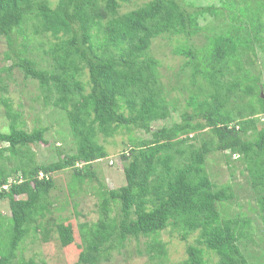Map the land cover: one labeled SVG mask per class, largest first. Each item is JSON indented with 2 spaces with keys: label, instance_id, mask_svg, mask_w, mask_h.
I'll return each instance as SVG.
<instances>
[{
  "label": "trees",
  "instance_id": "1",
  "mask_svg": "<svg viewBox=\"0 0 264 264\" xmlns=\"http://www.w3.org/2000/svg\"><path fill=\"white\" fill-rule=\"evenodd\" d=\"M219 1L195 7L184 0H148L121 12L131 0H0L3 55L11 61L4 70L17 69L36 81L44 104L63 113L76 147L55 163L37 164L31 148L47 144L45 129L25 131L19 115L0 99L10 120L8 132H0V144H6L0 148V200H7L10 212L8 225L0 227L5 241H0V264H37L17 261L16 253L29 225L51 212L52 174L71 170L72 179L99 183L91 167L108 155L98 138L112 139L122 128L150 138H127L128 149L120 155L122 185L98 184L104 218L81 229L82 251L73 264H98L128 238L147 239L150 261L165 264V244L157 235L168 227L182 242L198 234L196 245L186 246V259L176 264H207L204 249L217 256L216 264H250L239 247L251 239L249 220L224 219L220 206L232 199V189L211 182L205 158L214 152L241 157L264 212V99L257 78L245 69L251 62H244L254 42L264 49V0ZM203 16L225 24L202 29ZM200 34L205 49L193 45ZM42 35L53 40L46 52L50 69L30 59ZM165 36L180 40L174 53L187 59L180 73L188 69L189 93L179 123L151 131L152 122L176 109L165 99L158 61L150 55L151 42ZM240 100L245 104L238 106ZM250 132L252 141L246 138ZM109 203L117 205L116 218L108 217ZM57 231L62 248L73 243L70 225Z\"/></svg>",
  "mask_w": 264,
  "mask_h": 264
},
{
  "label": "rangeland",
  "instance_id": "2",
  "mask_svg": "<svg viewBox=\"0 0 264 264\" xmlns=\"http://www.w3.org/2000/svg\"><path fill=\"white\" fill-rule=\"evenodd\" d=\"M147 1L131 0L130 4L121 7V12L136 9ZM184 1L187 5L192 4L195 7L217 6L220 3L219 0ZM198 24L202 29H205L207 27L218 28L225 23L223 20L219 21L209 16H203L199 19ZM192 40L196 49H205L207 46L203 34L197 35ZM178 41L180 40L177 37L165 36L151 42L150 55L158 61L157 74L160 79L159 83L164 89L165 99L176 108H170L166 119L152 122L151 131L171 128L178 124L180 115L185 110V100L189 93V78L188 69H184L185 71L180 73V68L187 59L174 53ZM51 43L53 40L50 37L42 35L32 45L36 50L30 55V59L40 68L50 69L51 59L46 52ZM261 46L264 48V45ZM6 50L7 46L4 39L0 38V99L7 102L6 105L10 106L13 115L15 113L19 115L18 123L25 131L31 132L38 128L45 129L44 140L47 144L39 143L31 148L35 162L44 166L57 162L62 155L74 154L75 143L63 113L58 112L51 104H44L43 95L40 93L36 81L25 79L17 69L10 72L4 70L11 65V61L5 62L4 60L3 54ZM246 57L244 62H251V66L247 65L248 67L245 69L248 70L251 78H257L258 84L261 86L259 94L264 99V49L259 47V43L254 42L253 53L249 52ZM82 80L84 83L87 82V75H84ZM254 100L256 99L249 101L256 102ZM245 102L246 100H240L236 104L242 106ZM121 106L124 105L121 104ZM6 111L7 107L0 104L1 133L8 132L10 126ZM123 112L125 115L127 114L126 109ZM192 122L204 123L201 119H195ZM206 130L202 133L208 132ZM118 132L112 139L103 140L100 136L98 138L99 144L103 146L108 155L106 159L93 163L91 167L99 183L94 180H87V182L80 181L82 184L80 185L79 178L77 180L72 179L71 170L52 174L51 179L54 186L48 193V197L53 203L51 212L45 214L43 218L36 217L35 221L29 225L30 230L16 253L17 261L33 260L37 264H73L77 261L83 246V227L86 225V229H89L88 227L104 218V212L101 210L102 197L99 195L98 184H101L105 189H115L122 185L120 155L128 149L127 138L131 134L136 141L150 138V134L142 131L126 132L122 128ZM195 135L198 138L197 134H192L190 137H195ZM206 137L208 138L205 135L203 139ZM196 138L195 145L197 146L199 141H196ZM246 138L252 141L254 132L248 133ZM5 147L6 144H0L1 149ZM205 170L211 182L217 187L224 185L231 187L233 197L220 206V212L224 219L238 220L243 217L249 220L248 234L251 239L240 241L239 247L250 264H264V212L260 209L257 194L251 188V180L245 162L238 155L231 156L229 152H214L205 158ZM109 207L111 209L108 215L109 219L116 218L118 215L117 205L109 203ZM9 216L7 200H0V227L3 223L8 225ZM59 225L72 227L74 241L66 248L60 246L57 231ZM0 231L3 230L0 229ZM178 234V231L168 227L157 235V239L165 244V264H176L185 260L187 257L186 246L188 244L196 245L198 234L190 235L187 242L180 241ZM0 241L2 245L5 243L1 235ZM147 241L145 238H141L139 241L128 238L106 257L103 256L98 264H156V262L150 261L146 253ZM203 251L204 260L207 264L217 263V256L207 253L205 249Z\"/></svg>",
  "mask_w": 264,
  "mask_h": 264
},
{
  "label": "built area",
  "instance_id": "3",
  "mask_svg": "<svg viewBox=\"0 0 264 264\" xmlns=\"http://www.w3.org/2000/svg\"><path fill=\"white\" fill-rule=\"evenodd\" d=\"M5 188V187H4Z\"/></svg>",
  "mask_w": 264,
  "mask_h": 264
}]
</instances>
